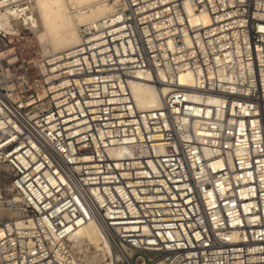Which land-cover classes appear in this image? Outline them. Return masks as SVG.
Segmentation results:
<instances>
[{
    "label": "built area",
    "instance_id": "built-area-1",
    "mask_svg": "<svg viewBox=\"0 0 264 264\" xmlns=\"http://www.w3.org/2000/svg\"><path fill=\"white\" fill-rule=\"evenodd\" d=\"M32 2L0 0V264H81L89 222L107 264H264V0H123L10 76ZM147 74L167 92L140 109Z\"/></svg>",
    "mask_w": 264,
    "mask_h": 264
},
{
    "label": "bare ground",
    "instance_id": "bare-ground-1",
    "mask_svg": "<svg viewBox=\"0 0 264 264\" xmlns=\"http://www.w3.org/2000/svg\"><path fill=\"white\" fill-rule=\"evenodd\" d=\"M122 3L123 0H33L32 9L36 24L31 30V38L22 46L25 61L23 66L16 68L15 73L10 68L8 75L17 77L28 75L31 66L29 64L37 58L49 57L77 46L81 42L83 26L113 20L118 16ZM188 10L193 24L201 23L206 26L210 24L208 14L194 13L191 7H188ZM11 22L12 18L7 17L5 23ZM15 61V58L10 59L11 63ZM144 77L147 81H135L131 84L134 100L140 109L156 108L167 89L155 86L150 81L154 80L152 75L147 74ZM181 81L192 84L191 74H183ZM70 242L81 264L110 262V256L113 254L112 244L104 229L96 222H89L78 228L70 237ZM89 245H94L99 253L86 254L84 249ZM78 252L83 253L82 258Z\"/></svg>",
    "mask_w": 264,
    "mask_h": 264
},
{
    "label": "rangeland",
    "instance_id": "rangeland-1",
    "mask_svg": "<svg viewBox=\"0 0 264 264\" xmlns=\"http://www.w3.org/2000/svg\"><path fill=\"white\" fill-rule=\"evenodd\" d=\"M9 183H10V178L7 176L6 170L2 166H0V194H1V197H0V215H2V216L9 215V213L3 211V209H4V203L3 202L8 197L6 195V191H4V190L7 188V186L9 185ZM84 250H85V253L88 254V255L89 254H92V253H93L92 255H95L97 252L99 253V251L96 250V248H95L94 245H89ZM91 250H92V252H91ZM77 254L79 256H81V258H82L83 253H81V252L79 253L78 252ZM92 255H90V256H92ZM103 264H106V263H103Z\"/></svg>",
    "mask_w": 264,
    "mask_h": 264
}]
</instances>
